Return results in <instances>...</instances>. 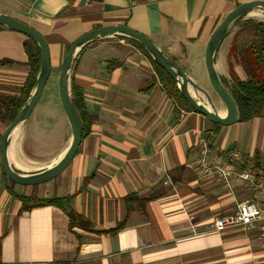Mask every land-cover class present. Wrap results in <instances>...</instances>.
<instances>
[{
	"label": "crops",
	"instance_id": "crops-1",
	"mask_svg": "<svg viewBox=\"0 0 264 264\" xmlns=\"http://www.w3.org/2000/svg\"><path fill=\"white\" fill-rule=\"evenodd\" d=\"M249 1L254 0H0V15L43 37L50 75L58 74L76 39L106 26L146 36L188 72L182 66L192 59L204 66L206 44L224 16ZM248 19L264 22V14L255 10L242 21ZM239 31L240 25L233 27L215 55V68L228 83L231 74L246 77L232 55L248 33ZM25 40L0 29V60L12 62L0 66V95H15L28 76ZM101 41L86 45L68 74L90 118L89 133L68 167L38 186L10 185L14 196L2 184L0 165V264H264L261 225L213 228L217 218L250 200L251 190L235 180L224 187L201 177L196 167V141L203 136L211 159L225 162L226 153L237 150L243 160L236 168L264 181V108L245 122L212 124L166 95L139 50L127 56ZM112 60L118 65L108 69ZM20 149L25 154L23 144ZM11 156L10 151V165L20 171L16 151L15 161ZM16 196L59 201L20 211ZM67 210L88 220L89 230L70 229Z\"/></svg>",
	"mask_w": 264,
	"mask_h": 264
},
{
	"label": "water",
	"instance_id": "water-1",
	"mask_svg": "<svg viewBox=\"0 0 264 264\" xmlns=\"http://www.w3.org/2000/svg\"><path fill=\"white\" fill-rule=\"evenodd\" d=\"M255 10H260L264 13V1L254 0L236 6L220 21L206 44L204 54L205 71L212 91L225 108L223 116L216 110L208 93L200 88L186 71L163 54V52L146 36L126 26H106L91 30L76 39L69 46L62 60L57 79L59 102L71 132L70 142L63 154L54 164L35 173H20L16 171L9 163L8 153L14 132L30 117L42 96L44 87L50 76L49 52L45 40L38 32L12 16L0 15V27L7 28L31 38L40 51V63L35 76L34 88L14 120L5 127L0 136V165L5 177L15 185L32 187L53 180L68 167L78 150L83 135L81 119L71 101L68 74L73 67L75 58L85 46L104 38L122 37L141 45L153 63L170 77L180 95L192 110L204 116L210 123L223 127L238 123L240 118L237 103L220 79L214 65L215 55L220 44L233 28L234 23ZM191 90L200 93L205 98V102L197 101L192 95Z\"/></svg>",
	"mask_w": 264,
	"mask_h": 264
},
{
	"label": "trees",
	"instance_id": "trees-1",
	"mask_svg": "<svg viewBox=\"0 0 264 264\" xmlns=\"http://www.w3.org/2000/svg\"><path fill=\"white\" fill-rule=\"evenodd\" d=\"M242 19L243 18L237 20L233 27L240 25L239 33L247 31L248 33H251V38L249 40H245L244 42L235 43L232 48V55L242 66L246 77L244 80H240L231 74L229 83L220 78L223 85L227 88L237 103L240 118L239 122H245L255 117H259L262 114L264 108V22L254 20L242 21ZM1 28L4 27H0V29ZM119 39L125 40L132 44L150 60L153 71L159 82H163L164 91L167 93L166 95L168 97L172 98V95L169 93L168 89H166L167 87L164 85V81L167 82V85H170L174 95L177 96V101L180 104L184 103L186 106H188L189 108H186L188 111H193L192 108L182 98L170 77L158 66H156L155 63H153L141 45L126 38L119 37ZM23 48L28 58L27 66L29 68V73L15 95H0V124L14 120L17 113L28 99L35 85V76L40 63V51L36 43L27 36L26 40L23 42ZM11 64L12 62L9 60H0V66ZM108 64V69H111L115 65H118V62L112 60L109 61ZM149 87L151 86L146 87V89ZM70 96L72 104L81 119L83 125L82 138H84L89 133L90 118L85 108L83 93L73 82L70 86ZM1 181L8 193L10 195H14L10 189V185L12 186L15 184L10 182L5 177L3 171ZM16 197L21 202L20 211L28 210L31 208V206L36 205L58 206L59 201L57 199L36 200L34 197ZM66 215L69 219L68 226L70 229L76 226L85 230H89L91 227L88 220L76 214L72 210H67ZM119 228L120 226L116 227V229Z\"/></svg>",
	"mask_w": 264,
	"mask_h": 264
},
{
	"label": "rangeland",
	"instance_id": "rangeland-1",
	"mask_svg": "<svg viewBox=\"0 0 264 264\" xmlns=\"http://www.w3.org/2000/svg\"><path fill=\"white\" fill-rule=\"evenodd\" d=\"M254 21L257 20L255 19ZM242 38H244V41L249 40L251 38V33H247L246 36ZM101 40L112 42L115 47H121L124 55L127 56L138 50L131 44L125 42L120 43L119 37H109ZM182 67H185L188 71L186 73L192 80L208 93L216 110L219 113L225 112L224 106L211 89L204 66H198L195 60L192 59L190 64ZM57 79L58 74L56 73L49 76L42 96L30 117L19 126L16 130L17 132L12 136L9 153L10 151L12 153L11 161H15L14 153L16 151V163L19 162L21 165H16L20 171L15 170L20 173H35L51 166L54 164L58 154L61 153L70 142L71 132L59 102ZM164 82V85L167 87L166 89H168L172 97L177 100V96L174 95L170 85H167L166 81ZM16 93L17 92H15V94ZM191 93L197 101L205 102V98L200 93L194 90H191ZM178 105H180L179 102ZM181 106L185 109L189 108L184 103H182ZM9 123L10 122L0 124V135ZM21 144L24 145V150L27 148L25 154L20 149Z\"/></svg>",
	"mask_w": 264,
	"mask_h": 264
},
{
	"label": "built area",
	"instance_id": "built-area-1",
	"mask_svg": "<svg viewBox=\"0 0 264 264\" xmlns=\"http://www.w3.org/2000/svg\"><path fill=\"white\" fill-rule=\"evenodd\" d=\"M196 149V167L201 177L215 180L224 187H229L233 180L241 182L253 195L250 200L239 203L232 214L217 218L213 223L214 231L222 232L231 228L248 230L258 224L264 228V181L236 168L243 160L242 154L237 150H231L226 153L225 162H217L210 158L209 146L203 136L197 139Z\"/></svg>",
	"mask_w": 264,
	"mask_h": 264
},
{
	"label": "bare ground",
	"instance_id": "bare-ground-1",
	"mask_svg": "<svg viewBox=\"0 0 264 264\" xmlns=\"http://www.w3.org/2000/svg\"><path fill=\"white\" fill-rule=\"evenodd\" d=\"M16 130H17V129H16ZM15 132H17V131H15ZM15 132H14V134H15ZM60 156H61V155H60ZM60 156H58V157L60 158ZM57 159H58V158H57ZM57 159L55 160V162L57 161ZM55 162H54V163H55Z\"/></svg>",
	"mask_w": 264,
	"mask_h": 264
}]
</instances>
